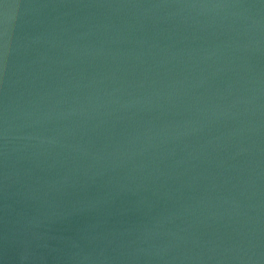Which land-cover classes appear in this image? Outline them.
<instances>
[{"label":"water","instance_id":"1","mask_svg":"<svg viewBox=\"0 0 264 264\" xmlns=\"http://www.w3.org/2000/svg\"><path fill=\"white\" fill-rule=\"evenodd\" d=\"M0 264H264V0H0Z\"/></svg>","mask_w":264,"mask_h":264}]
</instances>
